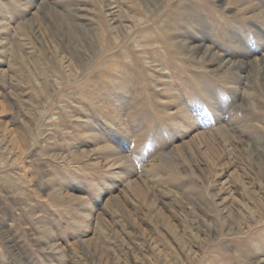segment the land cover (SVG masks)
I'll return each instance as SVG.
<instances>
[{
	"label": "rangeland",
	"instance_id": "obj_1",
	"mask_svg": "<svg viewBox=\"0 0 264 264\" xmlns=\"http://www.w3.org/2000/svg\"><path fill=\"white\" fill-rule=\"evenodd\" d=\"M0 264H264V0H0Z\"/></svg>",
	"mask_w": 264,
	"mask_h": 264
},
{
	"label": "bare ground",
	"instance_id": "obj_2",
	"mask_svg": "<svg viewBox=\"0 0 264 264\" xmlns=\"http://www.w3.org/2000/svg\"><path fill=\"white\" fill-rule=\"evenodd\" d=\"M181 153V152H180Z\"/></svg>",
	"mask_w": 264,
	"mask_h": 264
}]
</instances>
